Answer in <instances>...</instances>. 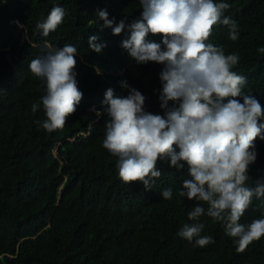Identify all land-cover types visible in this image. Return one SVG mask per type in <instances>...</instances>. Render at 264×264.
<instances>
[{
  "label": "trees",
  "instance_id": "trees-1",
  "mask_svg": "<svg viewBox=\"0 0 264 264\" xmlns=\"http://www.w3.org/2000/svg\"><path fill=\"white\" fill-rule=\"evenodd\" d=\"M215 2L230 5L224 15L237 23L239 38L231 41L227 27L218 24L207 43L239 56L233 71L246 77L243 92L264 108V53L257 51L264 47V0ZM56 6L65 10L63 22L44 37L37 24ZM100 10L114 20L113 27L124 21L120 35L102 27ZM142 13L140 0H0V264H264V237L238 252L223 223L206 214L197 222L213 243L199 247L177 235L193 223L188 213L197 204L177 195L191 179L187 165L176 170L170 160L158 161L162 175L145 191L139 182L121 181L118 158L103 147L108 89L126 97V82L145 97V112H166L160 106L164 65L138 64L122 47ZM93 35L106 44L99 54L88 46ZM146 39L165 50L162 36L149 33ZM45 42L77 48L75 73L83 93L75 113L53 132L36 123L46 119V88L29 69ZM237 99L243 103L242 96ZM34 103L40 104L35 113ZM254 144L249 187L264 179V139ZM166 189L173 192L170 200L161 195ZM258 204L254 197L240 224L264 219ZM201 206L206 213L207 205Z\"/></svg>",
  "mask_w": 264,
  "mask_h": 264
},
{
  "label": "clouds",
  "instance_id": "clouds-1",
  "mask_svg": "<svg viewBox=\"0 0 264 264\" xmlns=\"http://www.w3.org/2000/svg\"><path fill=\"white\" fill-rule=\"evenodd\" d=\"M140 4L142 17L129 26L130 36L122 47L138 64L164 65L160 106L166 112L164 116L145 112V97L126 82L121 83L129 90L126 97H116L108 89L103 102L109 117L103 147L118 158L121 181L139 182L145 191L162 175L158 161L170 160L176 170L187 165L191 179L183 181L177 195L197 204L188 213L193 223H185L177 235L199 247L213 243L211 236L201 235L204 224L197 222L206 214L223 223L226 234L236 239L237 251L243 252L264 237V219L247 226L239 223L254 197L258 209L264 210V179L249 187L247 175L257 158L254 141L264 139V123L260 122L264 108L243 92L246 77L233 71L239 56L226 55L223 47L207 43L218 24L227 27L231 41L239 38L237 23L224 15L230 5L215 0H140ZM64 16L62 7H53L37 28L47 37ZM97 17L103 28H112L113 35L125 29L123 20L113 27L106 10L98 11ZM149 33L163 37L165 50L147 41ZM98 39L95 35L88 38L89 48L97 54L106 47ZM257 51L264 53V47ZM76 54L71 44L54 48L45 42L29 65L31 74L45 84L41 103L46 119L36 123L48 132L62 129L83 97L76 80ZM96 72L99 75L100 69ZM241 96L243 103L237 99ZM169 102L173 107H168ZM31 107L35 113L40 104ZM161 195L170 200L173 192L166 189ZM201 202L207 205L206 213Z\"/></svg>",
  "mask_w": 264,
  "mask_h": 264
},
{
  "label": "rangeland",
  "instance_id": "rangeland-1",
  "mask_svg": "<svg viewBox=\"0 0 264 264\" xmlns=\"http://www.w3.org/2000/svg\"><path fill=\"white\" fill-rule=\"evenodd\" d=\"M92 110H95V108H92Z\"/></svg>",
  "mask_w": 264,
  "mask_h": 264
}]
</instances>
